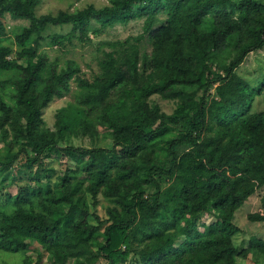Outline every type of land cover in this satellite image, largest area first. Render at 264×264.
Instances as JSON below:
<instances>
[{
	"label": "trees",
	"instance_id": "obj_1",
	"mask_svg": "<svg viewBox=\"0 0 264 264\" xmlns=\"http://www.w3.org/2000/svg\"><path fill=\"white\" fill-rule=\"evenodd\" d=\"M41 2L0 0V74H11L0 79V188L8 189L0 249L21 253L22 264L33 261L28 241L52 264H237L264 255L257 237L239 250L234 221L264 187V110L255 108L264 74L250 82L238 73L264 48V3L110 0L39 15ZM7 16L29 25L12 39ZM133 19H143V33L102 42L97 71L83 73L76 59L52 58L46 49L90 45L91 34ZM64 26L71 30L53 31ZM13 44L19 50L11 57ZM72 81L76 100L51 130L43 111ZM154 95L175 101L173 112L151 104ZM98 125L112 147L62 146ZM54 156L74 165L56 176L46 161ZM87 193L110 201L105 217ZM205 213L213 218L200 229Z\"/></svg>",
	"mask_w": 264,
	"mask_h": 264
},
{
	"label": "rangeland",
	"instance_id": "obj_2",
	"mask_svg": "<svg viewBox=\"0 0 264 264\" xmlns=\"http://www.w3.org/2000/svg\"><path fill=\"white\" fill-rule=\"evenodd\" d=\"M264 3V0H259ZM110 4V0H42L37 9L39 15L42 14H57L61 10L74 12L76 10L85 9L90 5H94L97 8H102ZM8 22V30L11 38H14L15 32H20L22 26H28L29 22L23 19H14L11 16L6 18ZM143 19H133L127 24H119L113 28L106 30V33L100 36L91 34L92 44L87 46H78L77 48L68 51L66 48H61L55 45L54 47L46 46L50 56L55 58L61 57V60L67 58H74L79 62V66L84 73H91L92 70H98L97 57L102 56V52L99 51V46L102 42L112 41H124L125 39L133 36H138L143 33ZM71 30L70 26L56 27L53 31L66 33ZM7 43V42H6ZM11 43V42H10ZM12 44V43H11ZM14 54L11 57L16 56L19 48L13 44ZM109 50V48H106ZM142 52L149 56L153 53V44L146 37L142 43ZM145 64L141 63V70H144ZM149 69V67L147 66ZM150 72V71H149ZM238 73L250 82H255L264 74V48L255 52H252L244 62V64L238 69ZM11 77V74H0L1 80H6ZM7 91H10L9 89ZM6 91V92H7ZM77 88L75 81H72L70 91L64 97L54 98L43 111V118L46 121L47 128L51 130H57L56 123L59 119V114L62 109L67 108L76 99ZM9 101L10 98L6 96ZM151 104H158L164 112L172 113L176 107L175 101L163 99L159 95H154L150 99ZM256 110H264V91L257 97ZM95 116V114H94ZM107 128L98 125L97 128H91L87 134H81L78 136H71L62 141V146H73L75 148H92L95 146L112 147V140L106 138ZM1 137V135H0ZM5 142L0 140V157L4 155ZM25 161L22 158L19 165ZM48 164H52L55 167L56 176L59 173H63L67 166L74 165V162L68 157L56 158L51 157L46 160ZM57 179L55 178L54 181ZM7 188H0V203H4V194L7 192ZM88 200L91 203L92 210H96L102 217L106 216L107 207L111 205L101 193L94 196L91 193H87ZM251 214H259L264 217V187L259 189L254 195H252L245 204L236 212L234 221L241 228V231L236 235V242L240 251L247 248L250 245V241L253 237H257L264 241V220L252 221L249 216ZM212 216L209 213H205L200 222V229H204V224H208L212 221ZM181 239L180 241H182ZM179 241V242H180ZM29 256L33 258L31 264H52L53 258L51 255L36 241H28ZM23 256L19 252H12L0 249V264H22ZM69 264H75L74 260H71ZM130 264V263H127ZM237 264H264V255L261 253H254L248 257H238Z\"/></svg>",
	"mask_w": 264,
	"mask_h": 264
}]
</instances>
